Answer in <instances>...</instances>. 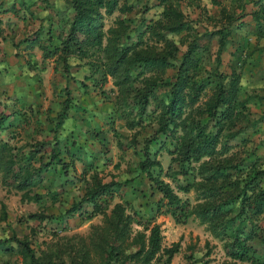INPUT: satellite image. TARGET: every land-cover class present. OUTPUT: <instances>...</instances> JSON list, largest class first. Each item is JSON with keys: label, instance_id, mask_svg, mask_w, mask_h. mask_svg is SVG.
Masks as SVG:
<instances>
[{"label": "rangeland", "instance_id": "1", "mask_svg": "<svg viewBox=\"0 0 264 264\" xmlns=\"http://www.w3.org/2000/svg\"><path fill=\"white\" fill-rule=\"evenodd\" d=\"M169 1L179 3L192 26V31L185 34L186 40L181 36L183 32L169 35L179 48V58L185 49L183 41H188L194 34H201L203 30L213 29L214 24L219 25V20L215 18L219 6L212 4L211 0ZM216 1L235 13V0ZM11 5L14 12L10 11ZM122 5L128 9L119 8ZM162 7L159 0H117L112 14L103 16L104 35H107L105 32L109 27L116 25L117 19H123L130 32L134 22L137 25L142 17L146 22L159 18ZM71 15L67 0H0V111L10 114L6 120L10 126L3 128L0 138L23 153L43 142L45 145L31 161V168L39 163L51 162L47 171L42 172V180L24 191L4 186L0 181V264H22L18 247L11 237L25 240L34 257L53 264L81 262V250L88 251L90 264H102L94 252L92 241L96 240L100 230L105 229L104 218L110 214L114 204H119L128 217L129 233L122 245L130 247L125 249V253L133 251V237L137 232L147 235L149 227L156 223L161 231L162 246L169 247L177 242L178 251L168 263L159 256L149 264L230 262L222 243L213 238L192 214L185 216L176 210L177 216H172L164 212L165 206L158 202L160 193L147 174L166 182L179 197V207L187 212L197 201V193L193 188L188 191L177 189L176 182L184 185L200 179L198 164H190L192 171L187 168L189 172L186 175L178 173L171 155L160 148L155 139L147 149L149 158L156 159L160 169L156 166L149 168L148 172L140 169L139 164L144 158L143 143L153 133L159 108L151 101L142 116L143 126L129 127L125 116L113 103L116 98L119 101L121 96L127 97V92L132 87H138L140 81L131 83L126 94L122 95L114 77L103 69L104 59L100 49L91 50L84 58L68 55V77L63 74L57 54L42 56L40 46L49 50L57 46L67 31ZM231 25L218 67L215 64L216 39L197 34L196 42L202 48L195 53V57L200 56L202 60L197 78L216 69V72L228 74L233 66L232 58L237 53L235 47L242 45L245 39L249 44L247 48L252 50L246 53L242 76L250 81L249 87L256 91L263 89L264 34L261 36V30L254 29L253 20L249 17L242 21L239 29H235V22ZM32 40L35 42L28 47ZM104 44L105 40L102 46ZM254 71L255 74H251ZM172 75L173 70L169 68L164 76L171 79ZM65 85L70 104L66 118L55 129V117L66 96ZM164 91L165 86L157 88V98ZM263 93L264 90L257 92L260 95ZM210 94L211 90L206 88L197 102L185 110L190 118L195 117L207 129H211L210 121L196 111ZM248 110L257 119L256 122L253 125L237 122L229 133L222 131L217 145L225 148L222 157H231L236 165L235 169L231 168L233 174L227 183L235 182V186L238 183V187L248 180L255 169H264V98L252 100L248 103ZM132 116L128 115V118ZM178 135L179 130L173 137L158 136V139H164L165 146L171 147ZM55 140L58 142L60 163L50 161V147ZM109 181L118 185L109 194L96 198L95 211L91 203L83 200L85 194L99 183ZM260 185H264V175ZM72 205L76 206V210L66 213ZM238 207L239 202L232 200L225 209L234 215ZM256 221L257 225L264 226L262 218ZM248 244L259 251L256 239L248 241ZM235 264L250 263L237 261Z\"/></svg>", "mask_w": 264, "mask_h": 264}, {"label": "trees", "instance_id": "2", "mask_svg": "<svg viewBox=\"0 0 264 264\" xmlns=\"http://www.w3.org/2000/svg\"><path fill=\"white\" fill-rule=\"evenodd\" d=\"M67 1L72 10L67 31L53 49L49 50L40 46L42 56L57 54L61 60L63 74L68 77L69 70L66 62L68 55L74 54L84 58L91 50L100 49L104 59L103 69L106 70L105 73L114 77V83L122 95L126 94L127 87L131 83L140 81L138 87H132L130 92H127L129 99L123 95L119 99L120 102L118 98L113 102L125 116L129 127L143 126L142 116L151 101H154L155 106L159 108L153 133L143 143L144 158L139 164L140 169L145 172H148L152 166L160 169L159 162L149 158L147 149L151 141L155 139L159 142V147L171 155V161L177 166L178 173L186 175L190 164H198L197 174L200 179L192 180L184 185L176 182L177 189L188 191L193 188L197 193V201L187 212L179 207V197L166 182L147 173L148 178L160 193L158 202L165 206L164 212L177 216L175 213L177 210L185 216L192 214L197 218L210 235L222 243L224 253L230 260L225 264H235L237 261L264 264V226L256 224L257 219L264 220V185H260L264 169H255L251 172L248 180L241 187H238V183L235 186V182L228 184L233 174L230 170L236 165L233 164L231 157H222L225 152L224 146H217L222 131L229 133L240 121L245 122V125H253L257 120L250 115L248 103L264 98V93L257 94L264 88L256 91L255 88L249 87L250 81L243 78L241 73L246 61V53H251L252 49L247 48L249 44L242 38L244 40L242 45L235 47L237 53L235 58H232L233 66L228 74L216 72V69L214 72L208 71V74L201 78H197V74L202 60L200 56L195 57L197 49H202L196 42L197 34L201 37L215 38L217 42L215 64L218 67L221 52L231 32V24L235 22V29H239L242 21L249 16L253 20L254 29L261 30L262 36L264 34V0H235V13L232 10L231 12L230 8L226 9L220 5L219 1L211 0L212 4L219 6L215 17L219 20V25L214 24L213 29L203 30L201 34H194L188 41H183L185 49L179 58L177 56L179 48L169 35L183 32L181 36H184L186 40L185 34L188 35L192 31V26L176 1L159 0V4L163 6L161 16L153 21L148 19V22L142 17L137 25L136 21L134 22L131 33L128 30L129 25L123 19H117L116 25L109 27L105 32L106 36L103 31V16L112 14L117 7V0ZM249 5L253 6L251 12H244L246 8H250ZM119 8L128 9L126 5ZM10 11H15L12 5ZM247 14L249 16L245 17ZM136 26H138L137 29ZM103 40L105 44L102 46ZM34 42L35 40L29 41L28 47ZM169 68L173 70L171 79L164 76ZM255 72L251 74L254 75ZM211 76L214 77L211 80L204 79ZM160 86H165L166 91L157 98L156 89ZM206 88L211 90V94L199 106L196 114L205 116L211 123L209 126L211 129L205 128L195 117L190 118L185 111L197 102ZM67 90L65 85L66 96L61 101L60 110L56 114L55 129L67 116L70 104ZM9 115L0 111V132L5 126H10V123L6 122ZM128 115L133 116L129 119ZM4 122H6L5 125ZM212 129L215 130L212 131ZM178 130L179 135L174 137L175 142L171 147L165 146L164 139H158V136L173 137ZM44 145L43 142L37 143L23 153L0 138L1 184L17 191H24L37 185L42 180V172L47 171L51 162L39 163L34 168H31L30 163ZM57 145L58 142L55 140L50 147V161L60 163ZM218 156L221 157L216 159ZM116 185L118 183L114 181L99 183L86 192L83 200L91 203L97 211L96 198L109 194ZM232 200L239 202L238 210L234 215L230 214L229 209H225ZM75 210L76 206L72 205L65 212L71 213ZM127 220L128 217L119 204H114L110 214L105 216V229L100 230L95 236L96 240L92 241L94 252L100 257L102 264L130 262L149 264L159 256L164 257V262L168 263L172 255L178 251L177 242L171 243L169 247L162 246L159 225L153 223L147 235L143 232L136 233L133 237V251L125 253V249L130 247L122 245L129 233ZM175 220L178 221V218L176 217ZM254 239L260 245L259 251L253 250V247L248 244V241ZM11 240L18 247L22 264H53L34 257L32 249L25 240L15 237H11ZM87 253L88 251L81 250V262L74 264H90Z\"/></svg>", "mask_w": 264, "mask_h": 264}, {"label": "crops", "instance_id": "3", "mask_svg": "<svg viewBox=\"0 0 264 264\" xmlns=\"http://www.w3.org/2000/svg\"><path fill=\"white\" fill-rule=\"evenodd\" d=\"M250 8H247V10H245L244 12L246 13H250L251 12V9L253 8V6L249 5ZM249 16V14H247L245 17ZM250 17V16H249Z\"/></svg>", "mask_w": 264, "mask_h": 264}]
</instances>
